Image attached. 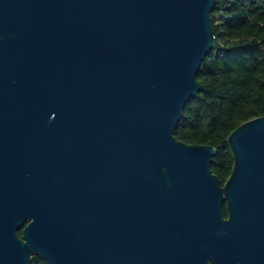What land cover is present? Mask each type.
I'll return each instance as SVG.
<instances>
[{
  "label": "water",
  "instance_id": "1",
  "mask_svg": "<svg viewBox=\"0 0 264 264\" xmlns=\"http://www.w3.org/2000/svg\"><path fill=\"white\" fill-rule=\"evenodd\" d=\"M215 2L0 0V264H264V116L175 137Z\"/></svg>",
  "mask_w": 264,
  "mask_h": 264
},
{
  "label": "trees",
  "instance_id": "2",
  "mask_svg": "<svg viewBox=\"0 0 264 264\" xmlns=\"http://www.w3.org/2000/svg\"><path fill=\"white\" fill-rule=\"evenodd\" d=\"M211 18L216 43L197 74L205 89L186 104L175 137L215 147L211 167L224 185L234 167L229 135L264 116V0H216ZM31 264L48 263L33 256Z\"/></svg>",
  "mask_w": 264,
  "mask_h": 264
}]
</instances>
